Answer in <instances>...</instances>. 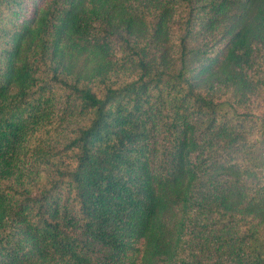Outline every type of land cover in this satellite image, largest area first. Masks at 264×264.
I'll return each instance as SVG.
<instances>
[{
  "label": "trees",
  "instance_id": "16d2710c",
  "mask_svg": "<svg viewBox=\"0 0 264 264\" xmlns=\"http://www.w3.org/2000/svg\"><path fill=\"white\" fill-rule=\"evenodd\" d=\"M0 264H264V0H0Z\"/></svg>",
  "mask_w": 264,
  "mask_h": 264
}]
</instances>
